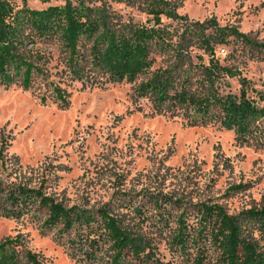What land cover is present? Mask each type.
Segmentation results:
<instances>
[{"label": "rangeland", "instance_id": "rangeland-1", "mask_svg": "<svg viewBox=\"0 0 264 264\" xmlns=\"http://www.w3.org/2000/svg\"><path fill=\"white\" fill-rule=\"evenodd\" d=\"M7 1L16 9L25 4L32 10L63 4ZM167 1L183 18L160 17L169 34L161 38L172 43L185 25L211 20L264 43V0ZM113 9L123 20L152 25L136 7L116 4ZM60 35L56 32L51 41H37L31 48L43 57L44 77L36 84L27 90L0 86V189L39 190L66 208L106 209L122 216L124 224L145 237L149 248L147 258L126 257L121 264H190L171 246L175 219L183 210L192 214L187 219L191 227L196 224L195 207L201 203L237 214L264 199V116L258 122L259 133L242 140L222 124L217 107L208 111L210 116L194 110L186 116L183 108L166 105L157 112L152 96L140 95L137 88L152 72L174 68L170 50L151 45L150 68L126 82L95 68L86 41L76 79L64 62ZM190 53L191 64L172 70L178 80L171 93L183 88L184 93L203 97L209 92L239 96L243 91L256 106H264L262 51L231 38L214 46L211 54L196 47ZM210 60L216 64L212 88L204 72ZM54 89L64 95L66 104L57 101ZM153 198L168 201L164 211L149 205ZM136 209L140 214L132 212ZM42 213L36 204L16 206L0 200V242L18 241V248L39 254L45 264H110L105 244L96 245L92 237L89 242L73 232L59 235L55 228L44 229Z\"/></svg>", "mask_w": 264, "mask_h": 264}, {"label": "trees", "instance_id": "trees-1", "mask_svg": "<svg viewBox=\"0 0 264 264\" xmlns=\"http://www.w3.org/2000/svg\"><path fill=\"white\" fill-rule=\"evenodd\" d=\"M116 4L136 7L149 17L152 25L123 20L122 15L113 9ZM161 16L183 19L167 0H63L62 5L41 10L29 9L25 4L16 9L7 0H0V86L27 90L43 78L42 54L31 48L37 41H51L59 31L64 62L76 79L80 78L81 72L78 67L81 45L86 41L90 44L88 50L95 68L126 82L133 81L150 68L151 45L170 50L175 69L191 64L193 47L211 54L214 46L225 44L231 38L264 53V43H254L234 27H219L214 20L185 25L177 41L172 43L161 38H169L161 26ZM48 35L51 36L48 38ZM210 62L204 72L212 88L216 64ZM174 68L152 72L137 88L140 95L149 93L152 96L157 112L166 105L171 109L172 106L183 108L186 116H191L190 110L209 115L208 111L217 107L222 124L232 128L237 138L244 140L259 133L258 122L264 116V106H256L243 91L239 96H217L209 92L202 97L184 93L183 88L171 93L178 80L172 72ZM53 94L61 105L66 104L64 95L57 89ZM2 199L16 206L36 204L39 210H44L41 219L44 229L55 228L59 235L73 232L76 236L86 237L89 242L92 237L96 245L105 244L104 251L110 252V264H121L126 257L142 260L148 256L149 245L145 237L124 224L122 216L109 210L90 212L76 206L66 208L39 190L24 188L0 189ZM165 202L168 201L153 198L149 205L156 211H164ZM195 209L196 227L187 224L191 213L183 210L175 219L176 231L171 238V246L184 253L190 264H264V199L259 205L237 214H229L217 204L201 203ZM132 212L140 214L137 209ZM17 245L15 240L0 242V264H45L39 254Z\"/></svg>", "mask_w": 264, "mask_h": 264}]
</instances>
